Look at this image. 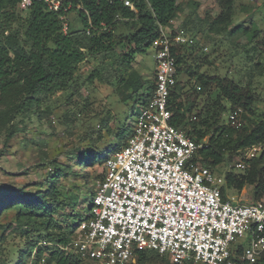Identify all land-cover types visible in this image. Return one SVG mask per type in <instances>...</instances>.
<instances>
[{
	"label": "trees",
	"instance_id": "1",
	"mask_svg": "<svg viewBox=\"0 0 264 264\" xmlns=\"http://www.w3.org/2000/svg\"><path fill=\"white\" fill-rule=\"evenodd\" d=\"M124 1L72 0V8L62 13L50 10L41 0H35L28 8L20 7L21 0H0V138L3 139L0 154L25 130L26 120L49 119L55 109L50 101L58 94L63 95L69 105L65 122L72 124L82 115L90 119L101 115L100 111H93V102L82 91L84 87L96 90L107 85L123 102L135 100L139 108L148 104L155 92V71L146 86L138 69L137 55L152 46L156 52L162 27L170 28L173 33L182 30L194 38V43L171 46L178 65L177 82L169 99L173 113L171 124L182 127L198 142L208 140L207 147L199 149L189 159V167L201 164L215 170L226 161L231 163L235 155H242L248 148L263 145L264 109L259 112L257 107L261 96L235 75L203 72L202 67L211 66L213 58L199 46L198 38L199 32L205 33L209 41L214 34H226L233 42L247 38L242 47L244 56L251 62L252 48L258 59L252 61L251 70L264 76V29L255 22L233 24L236 0H215L219 6L217 15L207 11L205 17H199L202 25L188 18L180 27L175 25L176 18L184 11L179 0H131L136 10ZM62 15L66 19H62ZM64 20L69 23L67 32L63 31ZM102 23L107 29L101 28ZM92 60L96 65L84 72L82 66ZM183 73L194 80L195 85L190 89L181 83L179 77ZM204 95L208 96L209 103L195 113L199 98ZM238 109H242L238 125L229 118L227 122L223 120V114ZM202 112L206 113L204 118ZM113 117L100 121V129H86L90 133L91 147L86 151H71L70 160L78 159L84 167L103 159L97 145L104 138L103 130L113 134ZM132 132L131 122L123 129L117 127L116 140L106 147V157L122 149ZM244 160L245 169L226 172L223 196L226 198L230 189L241 191L252 185L254 203L263 201L264 150ZM49 164L46 185L38 184L34 194L24 188L0 189L3 195L0 219L17 209L9 222L0 221V229L4 231L0 236V256L6 258L0 264H9L15 254L17 264H93L64 249L74 239L79 222L91 216V206L84 215L76 213L77 209L84 210L79 205L85 199L83 187L86 186L78 185L74 191H68L61 178L73 174V165H64L57 159H51ZM78 176L86 177L88 183L87 175ZM90 194L93 199L95 190ZM67 206L73 212L66 223L60 224L56 213ZM11 229L22 231L24 247L9 242ZM134 257L135 262L127 264H174L168 255L153 249L136 248ZM255 264H264V255Z\"/></svg>",
	"mask_w": 264,
	"mask_h": 264
},
{
	"label": "built area",
	"instance_id": "2",
	"mask_svg": "<svg viewBox=\"0 0 264 264\" xmlns=\"http://www.w3.org/2000/svg\"><path fill=\"white\" fill-rule=\"evenodd\" d=\"M34 1L21 0L20 7L28 8ZM41 1L55 12L65 13L73 6L72 0ZM124 2L136 10L131 0ZM68 27L64 20L63 31ZM161 30L154 55V95L140 106L127 144L107 157L91 216L79 222L64 249L93 264H127L134 260L136 248L157 250L174 264H255L264 255V200L245 203L231 194L225 198L222 175L201 164L189 167V159L207 147L208 140L198 142L171 124L169 99L178 71L171 46L194 43V38L182 30ZM241 112L228 114L233 124ZM249 151L229 168L245 169L244 158L252 157ZM244 239L249 240L246 246Z\"/></svg>",
	"mask_w": 264,
	"mask_h": 264
},
{
	"label": "rangeland",
	"instance_id": "3",
	"mask_svg": "<svg viewBox=\"0 0 264 264\" xmlns=\"http://www.w3.org/2000/svg\"><path fill=\"white\" fill-rule=\"evenodd\" d=\"M181 1L184 11H182L175 20V25L180 27L182 23L188 19L193 18L194 22L198 25H202L199 21V17H205L207 11L214 14H218L219 6L215 0H179ZM196 3L199 6H196ZM264 0H236V14L233 19V24L245 23L252 24L264 29ZM80 25V24H79ZM194 35V34H193ZM196 35V34H195ZM212 41H209L205 33L199 32V46L207 47L205 50L213 58V64L211 66H203L202 71L212 74L219 73L221 75H235L236 79H241L244 85L249 84L258 94L262 100L258 103V111L261 112L264 109V76H260L258 73L251 70L252 61L258 59L255 51L251 49V62L244 55L242 47L247 43V38H237L235 42L229 39L226 34L211 35ZM239 46H238V45ZM155 48L154 46L147 49L145 53L137 55L139 61L138 69L140 74L145 78V85L148 86L150 80L153 79L155 71ZM254 58V59H253ZM96 65V62L92 60L91 63H85L82 66L84 72L90 71V69ZM145 76V77H144ZM181 83L187 84L186 89H190L194 84V80L191 79L188 73H183L179 77ZM82 91L85 96L90 97V101L93 102V111H100L97 118L90 119L82 115L74 123L65 122V115L67 114L68 107L65 97L63 95H56L50 101L52 106L55 107L54 112L49 119L39 120L34 117L32 120H26V128L15 136L8 144L5 153L0 154V189L1 188H24L26 192L34 194L37 191V185L42 183L46 185V179L48 172L51 169L49 161L51 159H57L60 163L67 165H73V174L68 176H62L61 183L67 188L68 191H74L78 185L83 187V192L86 193L85 199L80 203V208L84 210H76L77 214H86L85 211L92 205L93 199L91 197V190H96L97 183L105 177L106 174V147L110 143L114 142L116 128L121 129L125 126H129L130 122L133 124L136 121L139 106L138 103L133 100L121 101L119 96L113 89L107 85L100 86L96 90L92 88L84 87ZM215 96V92L213 93ZM207 95L199 98L198 108L196 112H200V108L206 103ZM204 118L206 113H201ZM113 117L112 126L113 134L109 135L108 132L103 130L104 138L97 145V151L102 153L103 159L95 163L86 164L84 167L78 162V159L70 160L69 153L71 151H86L91 147L90 133L85 131L86 129H92L96 127L100 129L99 123L107 121L110 117ZM223 120L228 121V114L222 115ZM129 124V125H128ZM95 136L97 135L94 134ZM132 133L127 137L126 141L131 138ZM94 136V137H95ZM86 137V139H84ZM3 147V139L0 138V148ZM256 149L246 150L245 152H251L252 157L258 155L264 150L263 145H257ZM240 157L235 155L234 159ZM229 164L224 162L215 168V172L225 177L226 172L231 170ZM87 175L81 178L78 174ZM88 186V188H87ZM253 189L252 185H247L241 191L237 189H230L229 194L240 198L242 202L253 203ZM82 194V193H81ZM0 193V198H2ZM17 209H13L1 218L3 223L9 222L16 213ZM71 212H73L70 206L60 210L56 213L58 223L64 224L70 219ZM16 227V224L14 225ZM11 235L8 236L10 243H17L21 247L25 246V237L22 235L20 229H11ZM4 233L0 229V236ZM244 245H248L249 240H243ZM2 260H6L4 256H0V263ZM133 262H135V257ZM9 264H17V254L14 255L12 261Z\"/></svg>",
	"mask_w": 264,
	"mask_h": 264
}]
</instances>
